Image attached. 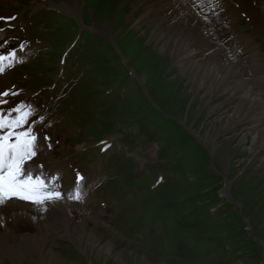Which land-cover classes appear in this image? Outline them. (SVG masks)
<instances>
[{
	"label": "rangeland",
	"instance_id": "obj_1",
	"mask_svg": "<svg viewBox=\"0 0 264 264\" xmlns=\"http://www.w3.org/2000/svg\"><path fill=\"white\" fill-rule=\"evenodd\" d=\"M74 1L0 5L15 14L0 27V51H22L0 73V111L31 105L21 130L37 136L44 178L58 175L67 197L79 172L86 193L64 199L68 221L45 226L42 259L0 245V264H264V120L250 110L237 120L240 95L211 96L183 71L157 46L138 0ZM211 1L199 7L216 32L208 45L238 48L230 60L261 93L262 113L264 40L242 10Z\"/></svg>",
	"mask_w": 264,
	"mask_h": 264
},
{
	"label": "bare ground",
	"instance_id": "obj_2",
	"mask_svg": "<svg viewBox=\"0 0 264 264\" xmlns=\"http://www.w3.org/2000/svg\"><path fill=\"white\" fill-rule=\"evenodd\" d=\"M212 1L215 2V0ZM221 1L222 5H226L225 7H236L242 10L252 24L251 27L254 29V33L264 40V0ZM7 2L8 0H0V5H5ZM138 2L140 6L144 7L148 17L151 19L152 35L157 42V46L171 55L174 62L180 63V68L189 73L192 78L198 77L197 80L200 87H207L212 90L211 96L218 95L217 93L220 91L223 93L229 92L233 97L235 95L239 97L240 95L238 100L239 107L237 105V111H233L234 115L237 116V120L243 119V114L247 110H250L251 113L254 112V115H257L260 121L264 120V112H257L258 108H262V103H260L261 93L258 94L255 89L252 90L253 88L250 89L248 87L251 81H244L241 77V69L230 60V57L237 55L239 52L238 48L236 49L237 53L234 52L233 55L232 52H225L222 44H219V47H217L215 42L208 45V40L214 38L216 32H214L213 28L207 29L205 27L207 24L210 25L212 23V16H202V10L199 9V7H203L204 10L207 9V0H138ZM215 4L217 3L215 2ZM259 4L260 6H258ZM260 7L262 8L261 12ZM13 15L15 14L11 12L0 11V21H10ZM249 46L251 45L247 44L245 47L248 49ZM252 50L250 49V52ZM14 53L15 57L13 59H6L3 62V68L5 66L8 67L11 60L16 62L21 59L22 51H15ZM1 80L5 81L6 79L0 75ZM260 134L263 136L264 131H260ZM39 138V143H44L42 137L40 136ZM35 159H32L31 164H29L31 161H28L26 167H31L36 171L38 165H46V159ZM24 208H30V212H25L23 215L13 214V209ZM73 209V206L62 202L49 212L41 213L37 209L31 208L27 202H10L9 206L3 209V213H0L3 216V219H0V245L4 246L5 249L8 248L9 251L12 247H16L20 249L18 253L21 252L22 254L24 252V254L32 255L34 259H42L41 251L45 248L43 246L48 239V232L46 231V234L45 226L49 225L50 220L56 221L58 218H65L68 221L71 218L68 213L72 212L70 210ZM22 224L27 226V228H20L19 226ZM54 225L60 229L62 228V230L72 236L78 233L77 230L69 229L67 224L65 226L56 222Z\"/></svg>",
	"mask_w": 264,
	"mask_h": 264
},
{
	"label": "snow or ice",
	"instance_id": "obj_3",
	"mask_svg": "<svg viewBox=\"0 0 264 264\" xmlns=\"http://www.w3.org/2000/svg\"><path fill=\"white\" fill-rule=\"evenodd\" d=\"M21 47L23 48V45ZM14 57L15 53H10L7 57L0 55V73L5 70L2 67L3 62ZM34 114L35 109L25 103L10 109L7 115L0 111V213H3V209L7 208L10 202L24 201L31 208L47 213L65 198L83 202L86 197L82 187L85 177L79 172L73 191L65 197L57 183L58 175L46 180L42 165L37 166L39 171L26 167L27 162L37 155V136L32 127L21 129L29 123ZM25 212H30V208L13 209L14 215H23ZM0 219H3L2 215Z\"/></svg>",
	"mask_w": 264,
	"mask_h": 264
},
{
	"label": "trees",
	"instance_id": "obj_4",
	"mask_svg": "<svg viewBox=\"0 0 264 264\" xmlns=\"http://www.w3.org/2000/svg\"><path fill=\"white\" fill-rule=\"evenodd\" d=\"M93 38L96 39V43H102L101 47L104 48V51L112 53V48L108 45L106 41H104L103 38H99V37H93ZM120 80H122V78ZM204 157L205 155L202 154V159H204Z\"/></svg>",
	"mask_w": 264,
	"mask_h": 264
}]
</instances>
